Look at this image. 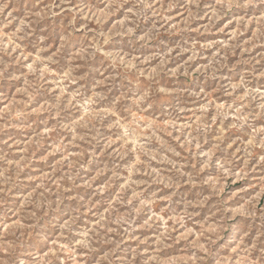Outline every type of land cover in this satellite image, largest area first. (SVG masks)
I'll return each mask as SVG.
<instances>
[{
  "label": "rangeland",
  "instance_id": "obj_1",
  "mask_svg": "<svg viewBox=\"0 0 264 264\" xmlns=\"http://www.w3.org/2000/svg\"><path fill=\"white\" fill-rule=\"evenodd\" d=\"M0 264H264V0H0Z\"/></svg>",
  "mask_w": 264,
  "mask_h": 264
}]
</instances>
